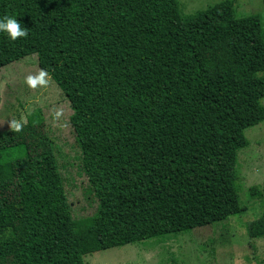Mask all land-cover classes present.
I'll return each mask as SVG.
<instances>
[{"label":"trees","instance_id":"obj_1","mask_svg":"<svg viewBox=\"0 0 264 264\" xmlns=\"http://www.w3.org/2000/svg\"><path fill=\"white\" fill-rule=\"evenodd\" d=\"M27 36L0 33V68L36 54L71 108L96 199L75 217L42 119L0 133V264L84 256L227 219L244 131L264 120V27L233 0L191 14L177 0H0ZM259 198L263 191L249 188ZM264 238V212L248 222Z\"/></svg>","mask_w":264,"mask_h":264},{"label":"rangeland","instance_id":"obj_2","mask_svg":"<svg viewBox=\"0 0 264 264\" xmlns=\"http://www.w3.org/2000/svg\"><path fill=\"white\" fill-rule=\"evenodd\" d=\"M183 14L206 10L222 0H177ZM239 16H258L264 27V0H233ZM41 73L47 83L32 87L28 78ZM264 105V98L261 99ZM69 101L50 76L38 66L36 54L10 62L0 68V133L15 125L44 122L55 148L46 174L65 179V190L75 217L91 215L96 199L87 178L80 171L78 148L69 122ZM246 146L237 151L236 187L242 213L227 219L167 233L149 239L111 247L84 256L86 264H264V238H250L246 226L264 212V120L244 131ZM263 191L261 198L249 188Z\"/></svg>","mask_w":264,"mask_h":264},{"label":"clouds","instance_id":"obj_3","mask_svg":"<svg viewBox=\"0 0 264 264\" xmlns=\"http://www.w3.org/2000/svg\"><path fill=\"white\" fill-rule=\"evenodd\" d=\"M0 33L7 35L8 39L11 41H16L18 38H23L27 36V32L21 27L18 20L10 15L0 16ZM28 83L32 87H36L37 84L43 86L47 83L44 79V74L41 73L38 77L28 78ZM15 130L19 131L20 126L15 125Z\"/></svg>","mask_w":264,"mask_h":264}]
</instances>
